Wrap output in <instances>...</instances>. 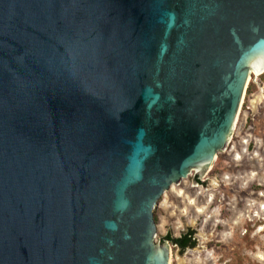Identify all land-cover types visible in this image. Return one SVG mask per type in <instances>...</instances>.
I'll use <instances>...</instances> for the list:
<instances>
[{
  "label": "water",
  "instance_id": "water-1",
  "mask_svg": "<svg viewBox=\"0 0 264 264\" xmlns=\"http://www.w3.org/2000/svg\"><path fill=\"white\" fill-rule=\"evenodd\" d=\"M251 68L264 0H0V264H169L153 210Z\"/></svg>",
  "mask_w": 264,
  "mask_h": 264
},
{
  "label": "rangeland",
  "instance_id": "rangeland-1",
  "mask_svg": "<svg viewBox=\"0 0 264 264\" xmlns=\"http://www.w3.org/2000/svg\"><path fill=\"white\" fill-rule=\"evenodd\" d=\"M249 84L226 148L203 174L171 185L153 210L155 242L195 232V247L183 252L165 241L169 264H264V72L250 73Z\"/></svg>",
  "mask_w": 264,
  "mask_h": 264
},
{
  "label": "trees",
  "instance_id": "trees-1",
  "mask_svg": "<svg viewBox=\"0 0 264 264\" xmlns=\"http://www.w3.org/2000/svg\"><path fill=\"white\" fill-rule=\"evenodd\" d=\"M252 87L253 85L249 84L246 88V93L251 92ZM195 179L198 183H200L199 180H197V177ZM153 219H154V222L156 223L157 217L154 211H153ZM194 234L195 232L192 229L187 228L184 232H182L177 237H174L171 234H166L162 239H164V241H167L174 248H177L180 252H183L186 249L195 247L196 241L194 238Z\"/></svg>",
  "mask_w": 264,
  "mask_h": 264
},
{
  "label": "bare ground",
  "instance_id": "bare-ground-1",
  "mask_svg": "<svg viewBox=\"0 0 264 264\" xmlns=\"http://www.w3.org/2000/svg\"><path fill=\"white\" fill-rule=\"evenodd\" d=\"M264 72V68L262 69V70H260L259 72H257L256 74L254 73V71H253V68H251V70H250V73H254L255 75H259V74H261V73H263ZM249 77V76H248ZM239 111V110H238Z\"/></svg>",
  "mask_w": 264,
  "mask_h": 264
},
{
  "label": "built area",
  "instance_id": "built-area-1",
  "mask_svg": "<svg viewBox=\"0 0 264 264\" xmlns=\"http://www.w3.org/2000/svg\"><path fill=\"white\" fill-rule=\"evenodd\" d=\"M246 90V89H245ZM244 94H245V92H244ZM244 96V95H243Z\"/></svg>",
  "mask_w": 264,
  "mask_h": 264
}]
</instances>
